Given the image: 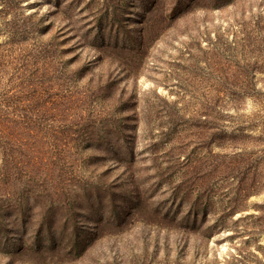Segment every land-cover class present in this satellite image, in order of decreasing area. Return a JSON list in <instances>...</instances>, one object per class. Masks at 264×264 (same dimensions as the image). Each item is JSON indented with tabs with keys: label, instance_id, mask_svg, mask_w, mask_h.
<instances>
[{
	"label": "rangeland",
	"instance_id": "obj_1",
	"mask_svg": "<svg viewBox=\"0 0 264 264\" xmlns=\"http://www.w3.org/2000/svg\"><path fill=\"white\" fill-rule=\"evenodd\" d=\"M223 2L19 0L22 44L0 18V62L49 44L24 54L46 65L34 82L69 97L13 128L41 162L11 187L23 217L0 264H264V188L219 166L223 131L264 135V0Z\"/></svg>",
	"mask_w": 264,
	"mask_h": 264
},
{
	"label": "trees",
	"instance_id": "obj_2",
	"mask_svg": "<svg viewBox=\"0 0 264 264\" xmlns=\"http://www.w3.org/2000/svg\"><path fill=\"white\" fill-rule=\"evenodd\" d=\"M16 1L18 2L19 0H0V18H2L3 31L10 39H16L22 44L28 34L32 33V25L27 23L25 17L20 18L17 7H13ZM229 2L230 0H224L223 5ZM48 45L49 44H47V46ZM47 46L40 50H35L36 46L32 50H29L26 46H24V49H19V52L22 53L17 59L19 63L16 66L12 65L13 61L9 64L0 62V74L10 69V71L15 72L10 75L14 77L19 76L17 78L20 79L19 84L15 85L14 81H11L13 78H8L5 81L7 83L1 86L0 77V244L3 240H7L4 243L7 244L16 236V229L13 225L12 218L16 217L18 222L22 220L23 217V213H21L22 209L17 210L19 200L17 198L14 199L15 195L11 187L19 180V175L26 176L30 162L35 161V164H40L41 162V160H36L40 159V155H38L37 152H22L23 147H27L28 143L27 145H22L21 143L30 141L26 138L18 139L13 133V128L19 123L27 125L30 123L29 119L32 117L43 120L44 117L51 119L58 115H62L60 113H63V111L60 113H52L54 111L45 106H59L61 98L62 100L69 98L65 95L61 98L51 95L50 91L52 89L48 82L43 85H39L41 82H34L36 78L35 75L38 77V73L41 69H44L46 65L40 67L37 62L33 67L31 63L32 54L30 53L26 56L24 54L26 51H34L35 53L37 51L38 55L39 53H47ZM1 57L3 56L0 55V58ZM7 57L9 56L7 55ZM29 68H32L31 70L34 71V73H32L34 74L33 79L28 75L32 72L28 70ZM82 74H84V70L80 69L78 73L74 75L76 78H81ZM253 76L254 75L241 74L238 81H252L254 80ZM224 92L226 96H230L231 104L233 105L246 97L256 96L259 98L260 96L259 91L254 87L249 89L241 88L237 89V91L225 90ZM32 114L35 115L31 117ZM62 127V129L68 128L67 125ZM261 127H263V125H261ZM262 130L264 132V128H262ZM241 132L242 131L235 134L223 131L221 138L223 140L222 148L229 149L230 151L221 155L222 160L221 164H219L220 170L223 175L229 176L232 180L237 179L236 176L241 174V179L236 182L243 184L246 181H250L251 184L247 185L249 188H254L255 190L257 185H262L264 188V177L263 183H259V181L255 183L256 180L253 178V174L256 173L258 168L264 166V135H238ZM237 146H241V149H237ZM31 179H37V177H31L30 175L27 181ZM262 210L264 211V206ZM260 220L264 223L263 215ZM24 221H26V219H24ZM22 225H24V223ZM18 244L23 246L24 239H18ZM241 259L242 260H239V264L248 262L246 257H242Z\"/></svg>",
	"mask_w": 264,
	"mask_h": 264
}]
</instances>
